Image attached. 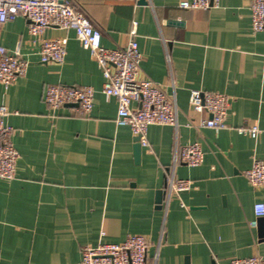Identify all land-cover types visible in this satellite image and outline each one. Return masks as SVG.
<instances>
[{"label":"crops","instance_id":"0c3cea01","mask_svg":"<svg viewBox=\"0 0 264 264\" xmlns=\"http://www.w3.org/2000/svg\"><path fill=\"white\" fill-rule=\"evenodd\" d=\"M181 1L70 0L101 30L106 48L126 46L136 25L142 75L175 98L178 131L150 126L139 161L131 128L116 123L103 71L74 30L51 26L35 37L23 16L3 26L1 44L29 65L8 88L0 83L20 153L15 179H0V264H81L84 247L130 235L146 237L151 264L264 260V217L250 227L264 188L244 174L264 161V32L252 29V0H220L208 10H185ZM57 38L68 40L64 63H42L43 41ZM49 85L92 87V112L50 109ZM194 89L229 96L228 128L188 125L207 117L190 106ZM255 124L257 139L237 131ZM195 142L204 162L174 165L176 146ZM173 176L191 189L170 194Z\"/></svg>","mask_w":264,"mask_h":264},{"label":"built area","instance_id":"2783aa9c","mask_svg":"<svg viewBox=\"0 0 264 264\" xmlns=\"http://www.w3.org/2000/svg\"><path fill=\"white\" fill-rule=\"evenodd\" d=\"M219 4L220 0H182L179 7L185 10H208ZM251 13L253 31L264 32V0H252ZM18 16L30 21L29 32L35 37L41 36L51 26L75 31L82 47L89 51L103 71L104 93L117 101V125L129 126L134 136H140L142 147L149 146L148 129L152 125H169L178 131L179 109L175 98L167 94L164 86L141 73L142 53L136 40V25L126 46L109 49L102 44L101 30L70 0H0V33L6 23L14 21ZM67 41L66 38L44 40L40 52L41 62L63 64ZM28 65L19 51L11 53L0 41V83L5 88L25 76ZM94 94V89L89 86L49 85L44 101L54 111L71 106L74 115L87 116L94 108ZM189 102L195 112L207 114L197 123L190 121V127L228 128L229 96L194 89L190 93ZM7 115L8 109L0 106V179L13 180L20 153L13 144L14 129L7 125ZM237 131L255 139L261 133L256 124L240 127ZM204 159L202 145L195 142L183 147L177 145L173 163L197 167ZM244 174L254 188H264V161L255 160ZM168 189L170 194H181L191 189V183L173 176ZM255 215L256 219L250 222L251 228L257 227L258 220L264 217V203L255 205ZM148 248L145 236L130 235L121 243H99L97 246L84 247L81 264H151L148 261ZM231 264H264V260L255 255L235 258Z\"/></svg>","mask_w":264,"mask_h":264},{"label":"water","instance_id":"95a60500","mask_svg":"<svg viewBox=\"0 0 264 264\" xmlns=\"http://www.w3.org/2000/svg\"><path fill=\"white\" fill-rule=\"evenodd\" d=\"M140 2L145 4L146 0H140ZM134 153H135L136 159L139 161L140 157H141V153H142V144H141V141H140V136H135ZM165 193H166L165 191H160L158 193V202H162L161 201V197H163V195H165ZM260 219H262V218H260Z\"/></svg>","mask_w":264,"mask_h":264}]
</instances>
